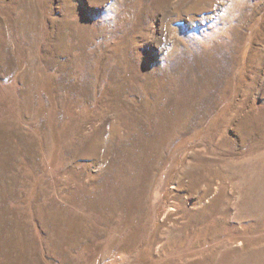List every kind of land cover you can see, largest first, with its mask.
<instances>
[{"label": "rangeland", "instance_id": "rangeland-1", "mask_svg": "<svg viewBox=\"0 0 264 264\" xmlns=\"http://www.w3.org/2000/svg\"><path fill=\"white\" fill-rule=\"evenodd\" d=\"M218 188L264 249V0H0V264H184Z\"/></svg>", "mask_w": 264, "mask_h": 264}, {"label": "bare ground", "instance_id": "bare-ground-1", "mask_svg": "<svg viewBox=\"0 0 264 264\" xmlns=\"http://www.w3.org/2000/svg\"><path fill=\"white\" fill-rule=\"evenodd\" d=\"M208 180L211 181L210 178ZM219 189V193H215L208 202L192 212L194 220L181 227L184 237L174 240L170 238L171 231H169L167 237L168 240L173 239V244L168 241V244L165 245L168 248L172 247L171 244L174 246L171 252L184 253L185 257L183 255L184 258H182L184 264H264V249L250 246L245 249H234L229 246V240H231L228 236L231 223L229 218L230 202L225 190L221 188L219 191ZM254 203H256L254 211L258 212L264 205V200L258 198L243 204H251L252 208ZM243 204L238 205L241 208ZM176 209H179V206L171 208V211ZM150 251H152V247H150Z\"/></svg>", "mask_w": 264, "mask_h": 264}]
</instances>
